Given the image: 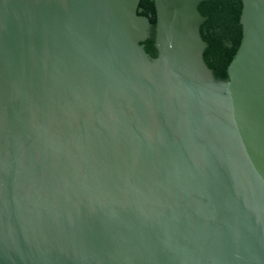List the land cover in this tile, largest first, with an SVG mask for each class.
Masks as SVG:
<instances>
[{"label":"water","instance_id":"1","mask_svg":"<svg viewBox=\"0 0 264 264\" xmlns=\"http://www.w3.org/2000/svg\"><path fill=\"white\" fill-rule=\"evenodd\" d=\"M201 0H0V264H264V0L223 80Z\"/></svg>","mask_w":264,"mask_h":264},{"label":"trees","instance_id":"2","mask_svg":"<svg viewBox=\"0 0 264 264\" xmlns=\"http://www.w3.org/2000/svg\"><path fill=\"white\" fill-rule=\"evenodd\" d=\"M140 14L148 17L150 22L149 36L145 39L146 52L154 56L153 40V5L152 0H139ZM240 0H201L197 4V11L205 16L199 25V34L206 43L202 58L211 69L215 79L223 80L226 77V66L231 59L240 39V25L238 15Z\"/></svg>","mask_w":264,"mask_h":264}]
</instances>
